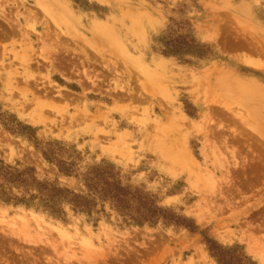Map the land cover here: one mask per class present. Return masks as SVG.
<instances>
[{"label":"rangeland","instance_id":"rangeland-1","mask_svg":"<svg viewBox=\"0 0 264 264\" xmlns=\"http://www.w3.org/2000/svg\"><path fill=\"white\" fill-rule=\"evenodd\" d=\"M262 46L264 0H0V160L86 206L0 198V264H264Z\"/></svg>","mask_w":264,"mask_h":264},{"label":"trees","instance_id":"trees-1","mask_svg":"<svg viewBox=\"0 0 264 264\" xmlns=\"http://www.w3.org/2000/svg\"><path fill=\"white\" fill-rule=\"evenodd\" d=\"M26 134L29 138H36L33 134L34 129L31 126H23ZM20 132L19 130H17ZM43 154L47 159L55 162L62 171L71 173V170L67 164L60 160L52 150H48L46 147L41 148ZM32 168H27L23 171H19L10 166L4 164L0 160V198L6 201H14L17 203H25L27 205H42L48 208L54 214H60L61 211L59 204L63 201L71 202L77 209H85L86 206L81 203L84 197L80 194H76L65 188H59L56 186L48 185L46 183L39 182L32 172ZM103 169L94 168L93 176L85 179L86 185L88 186L92 195H98L100 198L109 199L111 203L120 208L121 210L129 209L133 207L134 196L129 195L130 192L127 188L121 185V181L118 179L117 174L112 169L107 171H101ZM96 173V174H95ZM13 187L23 188L28 193V196L19 197L11 192ZM32 188L37 189V194H31ZM10 190V191H9ZM38 199L39 202H35ZM145 212L140 218L135 219L142 223L145 221L156 222L160 216L158 212H161V208L150 203L145 206ZM146 213V214H145ZM149 219V220H148ZM154 219V220H153ZM210 251L217 258L219 264H239L240 260H237L232 254L228 253L227 249H223L220 245L208 241ZM242 256V254H241ZM244 257V255H243ZM245 260L250 261V257H244Z\"/></svg>","mask_w":264,"mask_h":264},{"label":"bare ground","instance_id":"bare-ground-1","mask_svg":"<svg viewBox=\"0 0 264 264\" xmlns=\"http://www.w3.org/2000/svg\"><path fill=\"white\" fill-rule=\"evenodd\" d=\"M60 5H61V3H59ZM65 7H67L66 5H65ZM65 11H67V13L68 12H70V9H65ZM98 26V25H97ZM100 27V26H99ZM103 27V26H102ZM108 28V27H107ZM84 36V35H83ZM85 37H87V36H85ZM93 39V38H92ZM263 47V46H262ZM261 47V48H262ZM247 48V47H246ZM264 48V47H263ZM250 51V50H249ZM257 64V63H256ZM236 82V81H235ZM254 88L256 89V91H258V93H260L262 96H264V88H262V87H260V86H258L257 84H255V86H254ZM258 96V95H257ZM223 110V109H222ZM230 115V114H229ZM38 117V116H37ZM185 130V129H184ZM216 137V136H215ZM183 142H185V141H183ZM173 143V142H172ZM174 145V144H173ZM180 146V145H179Z\"/></svg>","mask_w":264,"mask_h":264}]
</instances>
